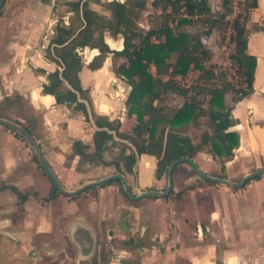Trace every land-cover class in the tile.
Segmentation results:
<instances>
[{
	"label": "crops",
	"instance_id": "0c3cea01",
	"mask_svg": "<svg viewBox=\"0 0 264 264\" xmlns=\"http://www.w3.org/2000/svg\"><path fill=\"white\" fill-rule=\"evenodd\" d=\"M77 1L3 0L0 4V118L31 132L68 191L116 172L111 165L83 162L74 152L76 140L89 144L93 151L94 133L99 129L94 115L119 120L122 132H132L137 123V115L129 114L126 104L131 85L116 72L126 59L120 57L116 66L113 53L101 67L91 69L89 64L100 50L78 48L83 62L79 78L85 93L77 91V95L89 119L76 108L77 102L58 103L44 89L50 83L49 74L62 70L47 52L56 45L58 28L73 27L79 20L74 10ZM146 1L137 21L142 32L162 25L161 9L153 6V0ZM256 3L246 23L247 53L257 59L253 91L238 102L233 101L234 95L225 94L235 120L227 131L237 132L240 143L230 157H214L210 151L193 157L201 170L232 181L264 166V0ZM208 4L213 15L224 12L223 0H208ZM90 6L110 15L97 2L91 1ZM184 9L182 17L191 22L182 23L177 31L200 32L211 53L206 64H228L231 58H224L227 45L219 42L220 27L205 23L202 15L189 16ZM104 37L112 51L124 48L121 35L105 31ZM64 86L71 88L67 82ZM165 97L168 106L181 107L185 102L176 106ZM190 126L198 129L193 123ZM11 128L0 123V264H264V241H259L264 236V172L243 187L231 188L203 179L183 162L173 173L176 192L184 191L181 197L171 194L133 200L114 183L94 185L73 195L59 191L48 199L52 180L36 160V149ZM208 130L213 134V129ZM182 133L194 143L200 141L201 135L194 138L189 132ZM114 137L134 148L129 140ZM157 163L153 154L137 155L136 178L127 176L133 194L167 187V173L156 177ZM98 246L117 255L92 258Z\"/></svg>",
	"mask_w": 264,
	"mask_h": 264
},
{
	"label": "trees",
	"instance_id": "16d2710c",
	"mask_svg": "<svg viewBox=\"0 0 264 264\" xmlns=\"http://www.w3.org/2000/svg\"><path fill=\"white\" fill-rule=\"evenodd\" d=\"M91 1L101 4L104 9L110 11V15L92 9ZM223 3L226 6L224 0ZM152 4L162 11V25L160 28L142 32L138 30L137 21L147 5L146 0L75 2L74 10L79 20L73 27H59L58 37L53 40L56 45L49 47L47 52V56L60 64L62 70L56 69L49 74L50 83L44 85V89L54 94L58 103L77 102L76 108L83 110L89 119L86 105L78 101L77 95V91L82 95L85 93L79 78L83 62L78 48L89 46L100 50L89 64L91 69L101 67L109 53H113L115 57L125 58L126 61L116 67V72L124 75L131 85L126 104L129 114L137 115V123L132 132H122L119 120L94 115L99 129L94 133L93 151H90L89 144L76 140L73 144L74 152L83 162L111 165L115 167L117 173L123 174L125 171L130 173L134 171L138 154H153L158 159L156 177L161 178L167 173L170 163L180 157L193 158L200 151H210L214 157L232 156L233 149L240 143V136L237 132L227 131L235 122L231 107L225 102V94L229 89L226 84L216 83L218 77L214 74V67L218 65L206 64L211 59V53L203 44L201 35L177 31L182 23L191 22L188 17H182L184 6V12L189 16L202 15L203 21L212 27H221L225 15L211 14L208 0H153ZM256 6L257 3L254 7ZM249 15L237 17L234 22L236 46L230 58L238 64V68L242 67L248 87V90L235 91L234 102L240 101L253 91L257 59L247 53L246 23ZM176 21L177 24L171 25ZM105 31L124 38V48L121 51L110 49L105 42ZM153 67L155 74L152 73ZM193 69L203 72L204 83L183 85V79ZM64 82L70 84L71 88L64 86ZM168 92L182 95L185 98L184 104L181 107L166 105L165 96ZM201 95L205 96L207 105L201 102ZM204 114L209 116V126L214 132L211 134L205 129L198 143H194L191 136L175 130L186 123L200 127V119ZM163 123L170 128L160 130L159 127ZM11 129L18 137L30 143L22 133ZM26 131L31 134L30 131ZM114 134L129 140L134 148L122 142L123 148L118 158L106 160L105 152L116 141ZM35 158L49 175L39 155ZM222 169H225L224 165ZM118 182L122 184L119 179H112L99 186L104 187ZM52 185L48 199L54 198L60 191L53 180ZM120 190L128 197L122 186ZM174 191L173 189L171 194H175L176 197H181L184 192Z\"/></svg>",
	"mask_w": 264,
	"mask_h": 264
},
{
	"label": "rangeland",
	"instance_id": "374dc122",
	"mask_svg": "<svg viewBox=\"0 0 264 264\" xmlns=\"http://www.w3.org/2000/svg\"><path fill=\"white\" fill-rule=\"evenodd\" d=\"M219 31H220V40H219V42L220 43L223 42V43H225L227 45V48H224L223 49L224 52H225V53H223L224 58L227 59L228 57H230V55L232 53H234V50H235V46H236L235 34L232 33V32H229L227 30H224L222 28V26L220 27V30ZM199 33L200 32H196V34H199ZM119 58L120 57H117V59H116V66L118 65V63L120 61ZM214 74H216L217 77H218V79L216 81L217 84H219V85L226 84L228 86V89L229 90L227 91V93L230 94V95H228L229 97L232 96V95H234V97H235L236 96L235 95L236 94L235 91L238 90V89L239 90H242V89L248 90L247 85H246V88H243L242 87L243 84L246 81L245 73H244L242 67L235 68V61L233 59H231L228 64H223L221 66L214 67ZM202 75H203V72H201V70L193 69L183 79V83L182 84L185 85V86H191L194 83H201V82L204 83V80H203ZM166 95L168 96L167 97L168 102L171 103V104H174L176 106L179 105L182 101L185 100V98L182 95L174 96V94L171 95L169 92ZM200 99H201V102L202 103H204L205 105H207V103L205 102L206 99H205V96L204 95H201L200 96ZM132 123H133V121L130 122L129 124L132 125ZM190 124L191 123H186L184 125H181V126L176 127V129L179 132H185V133L186 132H189L190 134H192V136L194 138H198L203 133V131L205 129H208V128L212 129V127L209 126V124H210V118H209V116L207 114H204V115L201 116V119H200V127H197L198 129H196V128L193 129L190 126ZM167 127H168V125L166 123H163V124L160 125L159 128H160V130L161 129H164L165 130V128H167ZM121 143H122L121 141H115L114 144L111 145V147L109 148V150L107 152H105V157H107L108 159H115L119 155L120 151L123 148V146H122ZM114 169H115V167H114ZM115 173H117V172H115ZM124 175L126 176V178H127V176H130L131 179H133V180L136 178L135 171H133L132 173L125 171V174ZM117 184L120 187L122 186L124 188L123 184H121L119 182ZM174 190H175L174 192H176V189L175 188H174ZM121 194H123V193L121 192ZM87 240L91 241V238L88 237ZM259 241L263 242L264 241V236L263 237H260V240ZM115 245L118 246L117 243ZM261 250H264V248L261 249ZM259 251H260V249H259ZM260 253H261V251L258 254L259 259H260V257H262L261 256L262 253L261 254ZM114 255H117V253L116 252L114 253L113 251H111L109 249L108 250H104L103 248H101V247L98 246V248L96 250H94V253H93L92 258L93 257L94 258L95 257H99V256H105L108 259H111V257L114 256Z\"/></svg>",
	"mask_w": 264,
	"mask_h": 264
},
{
	"label": "water",
	"instance_id": "95a60500",
	"mask_svg": "<svg viewBox=\"0 0 264 264\" xmlns=\"http://www.w3.org/2000/svg\"><path fill=\"white\" fill-rule=\"evenodd\" d=\"M2 2H3V0H0V4H2ZM0 123L16 129L17 131L22 133L28 139V141L36 149L37 154L39 155L40 159L42 160L43 165L46 167V169H47L51 179L53 180L54 184L63 193L71 194V195L79 194L80 192H82V191H84V190H86V189H88L94 185L101 184L105 181L112 180V179H119L124 186V190H125L126 194L128 195L129 198H131L133 200H139L143 197H166V196L170 195L172 190L174 189V181H173L174 169H175L176 165L183 163V162L189 163L202 178L207 179V180L212 181V182H216V183L226 185V186L231 187V188L243 187L244 185H246V183L249 180L258 177L260 174H262L264 172V166H263V167L255 169L252 172L248 173L239 181H232V180H229L228 178L220 177V176H214V175H211V174L201 170L198 163L191 157H180V158L173 160L170 163V165L168 167V172H167L168 185L163 190L150 189V190L142 191L139 194H133L131 191L129 182H128L127 178L125 177V175L123 173H114L112 175H109V176L101 179V180L86 183L74 191H68L62 185V183L58 180L56 175L54 174V172L51 169L50 165L48 164L39 144L35 141V139L23 127H21L20 125H18L15 122L0 118Z\"/></svg>",
	"mask_w": 264,
	"mask_h": 264
},
{
	"label": "built area",
	"instance_id": "2783aa9c",
	"mask_svg": "<svg viewBox=\"0 0 264 264\" xmlns=\"http://www.w3.org/2000/svg\"><path fill=\"white\" fill-rule=\"evenodd\" d=\"M226 6L224 5L225 15L222 28L236 35V30L234 26L235 19L237 17H244L251 13L254 9L255 0H224ZM230 37V36H229ZM238 64L235 62V68H238ZM247 85V83H244ZM246 88V86L244 87Z\"/></svg>",
	"mask_w": 264,
	"mask_h": 264
}]
</instances>
